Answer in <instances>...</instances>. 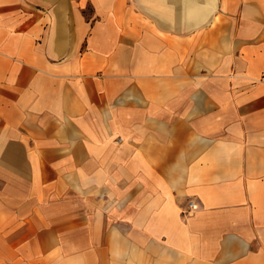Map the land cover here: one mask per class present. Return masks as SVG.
<instances>
[{"label":"crops","instance_id":"0c3cea01","mask_svg":"<svg viewBox=\"0 0 264 264\" xmlns=\"http://www.w3.org/2000/svg\"><path fill=\"white\" fill-rule=\"evenodd\" d=\"M0 264H264V0H0Z\"/></svg>","mask_w":264,"mask_h":264},{"label":"built area","instance_id":"2783aa9c","mask_svg":"<svg viewBox=\"0 0 264 264\" xmlns=\"http://www.w3.org/2000/svg\"><path fill=\"white\" fill-rule=\"evenodd\" d=\"M191 205H193V203H191ZM194 207H196V206L194 205Z\"/></svg>","mask_w":264,"mask_h":264}]
</instances>
